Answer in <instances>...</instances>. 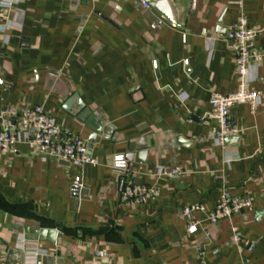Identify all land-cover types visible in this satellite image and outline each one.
Returning a JSON list of instances; mask_svg holds the SVG:
<instances>
[{
    "label": "crops",
    "instance_id": "crops-1",
    "mask_svg": "<svg viewBox=\"0 0 264 264\" xmlns=\"http://www.w3.org/2000/svg\"><path fill=\"white\" fill-rule=\"evenodd\" d=\"M144 2L18 0L24 25L0 36V109L42 105L99 164L0 150V264H264V100L256 114L232 109L244 132L225 145L208 118L214 93L238 86L230 26L245 15L264 49V0H165L181 28ZM252 87L264 95V63ZM80 101L107 130L77 117ZM130 153L129 175L159 189L144 204L121 201L126 178L111 166ZM224 188L253 210L189 234L182 207L213 209ZM37 224L63 237L33 240L25 229ZM233 225L250 247L232 242Z\"/></svg>",
    "mask_w": 264,
    "mask_h": 264
},
{
    "label": "built area",
    "instance_id": "built-area-1",
    "mask_svg": "<svg viewBox=\"0 0 264 264\" xmlns=\"http://www.w3.org/2000/svg\"><path fill=\"white\" fill-rule=\"evenodd\" d=\"M17 4L18 0H0V36L7 42L10 41L12 32L24 25L25 12ZM144 4L150 7L146 2ZM261 32L260 27L250 25L245 15L240 16L228 29L226 39L236 51L238 86L229 94L214 93L208 113V118L215 125L211 135L220 145H225L227 139L238 137L244 132L232 118L234 107L247 104L251 112L256 114L263 103V93L252 87L257 80V71L264 63V49L256 43ZM20 144L30 145L34 153L44 160L51 157L79 167L99 164L98 159L91 154L88 142L80 135L63 129L42 105H12L0 109V150ZM129 165L124 154L114 155L112 158V168L126 178L121 201L135 205L156 199L159 189L140 185L136 178L129 175ZM183 172L181 167H159L157 174L174 178ZM251 210L253 203L250 199L234 195L224 188L215 208L209 209L202 203H192L182 207L181 213L187 222V232L193 235L205 223L231 220L235 215ZM232 242L241 251L251 246V242L241 235L235 225L232 226Z\"/></svg>",
    "mask_w": 264,
    "mask_h": 264
},
{
    "label": "water",
    "instance_id": "water-1",
    "mask_svg": "<svg viewBox=\"0 0 264 264\" xmlns=\"http://www.w3.org/2000/svg\"><path fill=\"white\" fill-rule=\"evenodd\" d=\"M149 6L156 11L162 18H164L169 24L181 28V25L174 18L171 17L170 12L167 9V5L165 0H144ZM78 95H76L77 97ZM72 101V100H71ZM70 101V102H71ZM69 104H67L68 106ZM79 107L81 111L77 113V117L84 121L87 126L91 127L96 132H101L105 129V122L103 119H100L96 114L92 112L91 109L87 107V105L83 102H79ZM232 140H236V138H229L227 142ZM146 155V151H141L137 153V160L139 162L144 163V158ZM134 158L133 153H130L127 157L128 160H132ZM26 233L31 236L33 240H48L52 243H56L57 239H61L63 235L58 232L57 229H49L42 228L39 224L37 225H28L25 229Z\"/></svg>",
    "mask_w": 264,
    "mask_h": 264
}]
</instances>
